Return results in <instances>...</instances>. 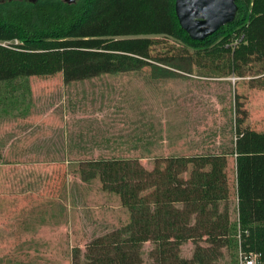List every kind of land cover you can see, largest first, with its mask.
<instances>
[{
    "label": "rangeland",
    "instance_id": "374dc122",
    "mask_svg": "<svg viewBox=\"0 0 264 264\" xmlns=\"http://www.w3.org/2000/svg\"><path fill=\"white\" fill-rule=\"evenodd\" d=\"M152 38L154 61L136 71L70 84L62 73L0 83V264H86L91 242L128 225L120 197L98 177L83 179L80 163L140 159L153 170L157 159L210 154L228 157L235 232L213 264L240 263L236 97L248 113L243 127L264 133V79L222 77L194 49ZM155 248L143 244L142 264L153 262ZM194 254L191 241L180 248L186 260Z\"/></svg>",
    "mask_w": 264,
    "mask_h": 264
},
{
    "label": "trees",
    "instance_id": "16d2710c",
    "mask_svg": "<svg viewBox=\"0 0 264 264\" xmlns=\"http://www.w3.org/2000/svg\"><path fill=\"white\" fill-rule=\"evenodd\" d=\"M236 3L233 23L194 41L179 23L175 0L0 1V83L62 73L70 84L136 71L154 61L157 40L152 37L160 36L194 49L223 70L222 77L264 79V0ZM185 58L193 59L180 56ZM239 99L237 95L234 155L241 249L260 253L264 264V133L243 127L248 113ZM228 166L225 154L161 158L153 170L140 159L80 163L83 179L98 177L102 189L118 195L130 214L123 229L87 246L86 264H142L146 242L156 245L150 264H213L235 233ZM189 241L195 254L186 260L180 248Z\"/></svg>",
    "mask_w": 264,
    "mask_h": 264
},
{
    "label": "water",
    "instance_id": "95a60500",
    "mask_svg": "<svg viewBox=\"0 0 264 264\" xmlns=\"http://www.w3.org/2000/svg\"><path fill=\"white\" fill-rule=\"evenodd\" d=\"M175 8L182 29L194 41H204L233 23L239 10L236 0H175Z\"/></svg>",
    "mask_w": 264,
    "mask_h": 264
},
{
    "label": "built area",
    "instance_id": "2783aa9c",
    "mask_svg": "<svg viewBox=\"0 0 264 264\" xmlns=\"http://www.w3.org/2000/svg\"><path fill=\"white\" fill-rule=\"evenodd\" d=\"M239 264H263L262 255L257 252L241 251Z\"/></svg>",
    "mask_w": 264,
    "mask_h": 264
}]
</instances>
